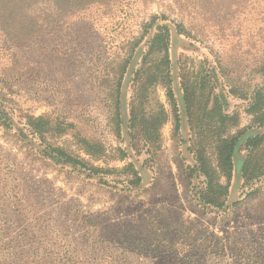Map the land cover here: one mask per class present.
Segmentation results:
<instances>
[{"label": "rangeland", "instance_id": "obj_1", "mask_svg": "<svg viewBox=\"0 0 264 264\" xmlns=\"http://www.w3.org/2000/svg\"><path fill=\"white\" fill-rule=\"evenodd\" d=\"M257 93L264 0H0V264H264V139L218 166Z\"/></svg>", "mask_w": 264, "mask_h": 264}, {"label": "trees", "instance_id": "obj_2", "mask_svg": "<svg viewBox=\"0 0 264 264\" xmlns=\"http://www.w3.org/2000/svg\"><path fill=\"white\" fill-rule=\"evenodd\" d=\"M168 45H169V30L166 25H158L157 31L153 34L151 39L149 40V45L147 49V54H153L158 57L159 63L163 66V68H167L169 63V55H168ZM167 73H164L163 79H165ZM167 85L168 82L164 81ZM264 100L262 99V95L255 96V101L251 104V110L256 116V121L260 124L264 123ZM47 124L46 121L41 122V119H37L35 121L34 128L39 130V127H44ZM264 139L263 134H245V135H232L225 139L221 140V143L218 145V166L221 171V174L227 179L230 180L233 170V157L236 154V150L239 148L241 142L246 141L247 145L257 146ZM82 146L85 152L89 155H99L103 151V147L97 142H91L86 140L85 138L81 139ZM52 153L55 154L56 159L63 160L64 162L79 167H87L90 172H96L101 170L100 167H96L93 165H87L85 161H83L78 156H73L71 153L66 151L62 147H50ZM198 162L200 166V170L203 175L207 178V189L210 194L205 198V203L210 204L212 206H221L223 204V200L221 198V194L224 195L227 191V183L225 185L217 182L215 175L210 172L208 167L205 165L202 157H198Z\"/></svg>", "mask_w": 264, "mask_h": 264}]
</instances>
